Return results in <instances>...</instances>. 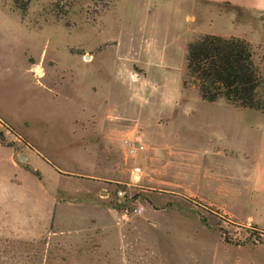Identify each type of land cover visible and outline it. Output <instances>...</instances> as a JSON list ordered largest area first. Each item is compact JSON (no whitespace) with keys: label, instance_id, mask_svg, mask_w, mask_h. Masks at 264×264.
Masks as SVG:
<instances>
[{"label":"rangeland","instance_id":"obj_1","mask_svg":"<svg viewBox=\"0 0 264 264\" xmlns=\"http://www.w3.org/2000/svg\"><path fill=\"white\" fill-rule=\"evenodd\" d=\"M105 4L30 0L23 15L0 0V117L18 135L0 126L5 143L24 152L32 139L65 162L92 138L112 172L105 203L134 218L141 206L156 211L149 251L130 264H264V114L202 101L183 85L188 44L203 35L195 30L227 29L170 13H101ZM256 27L251 37L264 40ZM253 49L264 73V48ZM143 68L132 86L125 75L136 81ZM135 137L144 148L131 156L125 140Z\"/></svg>","mask_w":264,"mask_h":264},{"label":"crops","instance_id":"obj_2","mask_svg":"<svg viewBox=\"0 0 264 264\" xmlns=\"http://www.w3.org/2000/svg\"><path fill=\"white\" fill-rule=\"evenodd\" d=\"M115 7L126 18H163L170 13L189 18L195 26L208 18L209 27L221 22L228 32L196 29V33L243 38L254 48H264V40L251 37L256 24H264V0H111L101 13ZM146 76L147 72L133 81L125 75L132 86ZM134 126L145 134L139 122L129 128ZM99 135L106 134L95 128L94 136ZM31 141L24 152L0 142V264L140 261L146 255L144 248L149 251L146 234L156 211L141 206V213L133 214L134 218L105 203L104 186L112 180V172L101 163L92 138L81 150L69 153L65 162ZM256 177L264 187L262 165Z\"/></svg>","mask_w":264,"mask_h":264},{"label":"trees","instance_id":"obj_3","mask_svg":"<svg viewBox=\"0 0 264 264\" xmlns=\"http://www.w3.org/2000/svg\"><path fill=\"white\" fill-rule=\"evenodd\" d=\"M19 1L15 0V5L24 15L27 13L30 0H25L23 5L18 4ZM105 1L102 10L107 9L111 2ZM99 13L100 11L97 15ZM254 57L253 45L246 39L204 34L188 44L187 78L183 85L185 88H195L202 101L214 103L224 100L237 109L264 114V73L256 64ZM0 123L18 137L14 128L1 117ZM0 142L7 145L2 132ZM117 185L121 187L120 184ZM114 208L120 209L122 205L116 204ZM201 221L206 224L204 218H201ZM220 233L225 243H232L224 230L221 229ZM260 234H264V231Z\"/></svg>","mask_w":264,"mask_h":264},{"label":"built area","instance_id":"obj_4","mask_svg":"<svg viewBox=\"0 0 264 264\" xmlns=\"http://www.w3.org/2000/svg\"><path fill=\"white\" fill-rule=\"evenodd\" d=\"M125 143L127 144L126 153L130 154L131 156L136 155V153L144 148V145L142 143V140L140 137H135L133 139H127L125 140ZM126 191L119 190L118 195H124ZM142 207L136 208L134 213H141Z\"/></svg>","mask_w":264,"mask_h":264},{"label":"water","instance_id":"obj_5","mask_svg":"<svg viewBox=\"0 0 264 264\" xmlns=\"http://www.w3.org/2000/svg\"><path fill=\"white\" fill-rule=\"evenodd\" d=\"M23 160H25V159L23 158Z\"/></svg>","mask_w":264,"mask_h":264}]
</instances>
